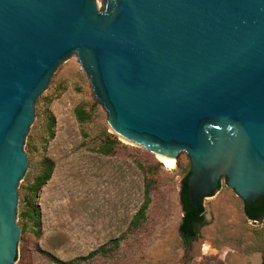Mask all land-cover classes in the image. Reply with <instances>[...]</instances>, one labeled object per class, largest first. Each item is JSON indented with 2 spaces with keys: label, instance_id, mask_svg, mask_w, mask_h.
<instances>
[{
  "label": "water",
  "instance_id": "1",
  "mask_svg": "<svg viewBox=\"0 0 264 264\" xmlns=\"http://www.w3.org/2000/svg\"><path fill=\"white\" fill-rule=\"evenodd\" d=\"M74 58L123 142L186 155L194 207L222 177L261 202L264 0H0V264L16 260L36 105Z\"/></svg>",
  "mask_w": 264,
  "mask_h": 264
},
{
  "label": "rangeland",
  "instance_id": "2",
  "mask_svg": "<svg viewBox=\"0 0 264 264\" xmlns=\"http://www.w3.org/2000/svg\"><path fill=\"white\" fill-rule=\"evenodd\" d=\"M36 111L23 149L28 171L17 189L14 264H230L226 249L247 264H264V217L248 219L224 177L202 198L197 238L182 241L180 188L188 158L180 153L167 168L152 152L123 142L76 58L53 77ZM146 184L145 216L132 227ZM202 242L212 250L198 254Z\"/></svg>",
  "mask_w": 264,
  "mask_h": 264
},
{
  "label": "trees",
  "instance_id": "3",
  "mask_svg": "<svg viewBox=\"0 0 264 264\" xmlns=\"http://www.w3.org/2000/svg\"><path fill=\"white\" fill-rule=\"evenodd\" d=\"M76 114L78 115V118H81L83 116V111L81 109H77ZM188 173L189 172H187V174L183 177L180 189V201L182 204L183 215L179 224L178 231L184 243H188L190 240H195L197 238L198 230L196 227L201 225L204 218V208L202 205L203 197L200 199L197 207H194L188 199V189L186 183V177ZM47 176L48 174L45 175L44 179H46ZM144 194L145 201L141 208L135 214L131 223L132 227L138 226L145 216V210L149 201V186L147 184L144 186ZM243 212L250 219L260 218L264 215V198L260 203L257 201H253L250 205L243 203ZM114 243L117 244V241L114 240ZM101 250H105V247H102Z\"/></svg>",
  "mask_w": 264,
  "mask_h": 264
},
{
  "label": "bare ground",
  "instance_id": "4",
  "mask_svg": "<svg viewBox=\"0 0 264 264\" xmlns=\"http://www.w3.org/2000/svg\"><path fill=\"white\" fill-rule=\"evenodd\" d=\"M158 160L167 168H172L174 166V158L167 157V156H161V155H156ZM210 249V247L207 244L199 243L197 245V253H204L207 252ZM223 257L230 263V264H247L245 256L239 253H235L231 250L226 249L223 253ZM254 259V258H253ZM255 259L252 261L254 262ZM254 264V263H253Z\"/></svg>",
  "mask_w": 264,
  "mask_h": 264
},
{
  "label": "flooded vegetation",
  "instance_id": "5",
  "mask_svg": "<svg viewBox=\"0 0 264 264\" xmlns=\"http://www.w3.org/2000/svg\"><path fill=\"white\" fill-rule=\"evenodd\" d=\"M262 201V200H261ZM260 203V202H259ZM247 217V216H246ZM263 217H264V215H263ZM248 218V217H247ZM248 219H250V218H248ZM251 220H253V221H260V218H253V219H251ZM198 227L199 226H197L196 228L198 229ZM191 241H193V240H190L189 242H191Z\"/></svg>",
  "mask_w": 264,
  "mask_h": 264
}]
</instances>
